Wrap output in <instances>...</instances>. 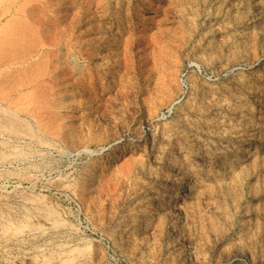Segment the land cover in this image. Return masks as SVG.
Returning <instances> with one entry per match:
<instances>
[{
	"label": "rangeland",
	"instance_id": "1",
	"mask_svg": "<svg viewBox=\"0 0 264 264\" xmlns=\"http://www.w3.org/2000/svg\"><path fill=\"white\" fill-rule=\"evenodd\" d=\"M27 12L65 84L0 108V264H264V0Z\"/></svg>",
	"mask_w": 264,
	"mask_h": 264
},
{
	"label": "bare ground",
	"instance_id": "2",
	"mask_svg": "<svg viewBox=\"0 0 264 264\" xmlns=\"http://www.w3.org/2000/svg\"><path fill=\"white\" fill-rule=\"evenodd\" d=\"M51 6H52V4H51ZM9 7H11V6H9ZM5 10H6V8H5ZM25 11L26 10L21 11V12H25ZM28 12L25 13L26 14L25 17L19 16L20 18H22V20L18 19L21 23V24H19L20 27H19V25L18 26L16 25V23H17L16 22L14 25L15 27H12L13 23L11 24L12 28L10 27L9 24L8 25L10 28L7 27L8 26L7 24H5L6 25L5 28H7V29L1 27L2 28L1 30H3V31L0 30V67H2V69L0 68V88L1 87L7 88V87L15 84L14 87L11 86L12 92L10 93V95H8L9 94L8 93L7 94L8 96H6V94H5V97L4 96L0 97V108L1 107L4 108V106L13 105L12 103H14V100H17V99H18V101H16V102L26 100V101H30V102L34 103L36 105V107L34 106L33 108H38V106H41V105L42 106L44 105L43 108H45V104L46 105L49 104V101H52V102L55 101V99H56L54 97V96H56L55 95V93H56L55 88L59 89L58 87H61V85H63V83H64L63 79L58 74H57V76H59V77H56L57 79L55 78L56 81H55V79L50 80L51 77L52 76L54 77V75L56 73L51 75V77H49L50 79H46V78H48L47 76H50V74H52L54 72V70L52 69L53 68L52 66H54V69L56 66L52 65L53 59L51 60V57H49V56H51V54L49 55V53H46V52L40 54V47L42 46L44 48L45 45H48L46 40H48L49 38H46V36L50 35L51 33L50 34L48 33L45 36V33H44L45 29L43 30L44 31L43 32L42 31L43 28H41V27H44L45 23L37 21V18H35V19L33 18V20H32V18L30 16L31 12L30 13H28ZM32 14H35V13L33 12ZM71 15H73V14H71ZM12 16H13V14H12ZM34 16L35 15H33V17ZM39 19H40V17H39ZM61 19H62V17H61ZM75 19L77 20V18H75ZM34 20H36V22H40L41 24H44V25L41 26L38 23L39 24V26H38ZM11 21H13V20H11ZM45 21H46V19H45ZM50 22L51 21H49L48 23H50ZM57 24H59V23H56V25ZM2 25L5 26L4 24H2ZM61 25H62V23H61ZM54 26L55 25H53L51 27L54 28ZM16 27H19V29L17 31L14 30ZM52 28L49 29V25H48V28L46 27V30L49 29L48 31H50V30L55 31L56 27L54 29H52ZM58 29L59 28L56 29L57 30L56 32H58ZM50 36L53 37L52 34ZM54 36L57 37L56 33ZM58 36H59V33H58ZM49 41L51 43H53L52 39ZM57 46H58V44H57ZM66 47H68V46H66ZM58 48H59V46H58ZM69 49H66L64 51V49H62V47L59 48V50L61 52H60V55L59 54L58 55H59V58L61 57L60 59H62L63 61H66V64L67 63L70 64V66H68V67L72 68L74 66L73 71L75 72L76 70H78L76 68L77 67V64L75 62L76 60L74 58L70 59L71 56L69 54H71V53H69V51H70ZM56 54H54V55H56ZM107 63H108V65L110 64L109 59L107 60ZM58 65H59V63H58ZM13 82H14V84H11ZM9 84H11V85H9ZM7 90H8V88H7ZM1 91H2V93L6 92V90L4 91V88L1 89L0 92ZM14 95H16V97ZM52 102H50L51 105H53ZM16 104H15V106H16ZM28 104H29V102L27 103V105ZM24 105H26V104H24ZM30 105H31V103H30ZM18 107H19V105H18ZM38 109L41 110L40 108H38ZM38 109H37V111H38ZM18 110L20 111L21 109H18ZM2 112H3V110H2ZM166 196H167V194H166ZM169 212H173V209H172V211L169 210Z\"/></svg>",
	"mask_w": 264,
	"mask_h": 264
}]
</instances>
